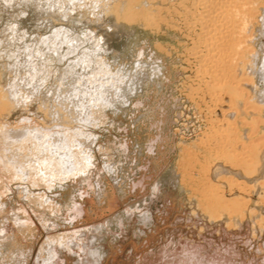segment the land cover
I'll use <instances>...</instances> for the list:
<instances>
[{
  "label": "rangeland",
  "instance_id": "rangeland-1",
  "mask_svg": "<svg viewBox=\"0 0 264 264\" xmlns=\"http://www.w3.org/2000/svg\"><path fill=\"white\" fill-rule=\"evenodd\" d=\"M6 1L0 0V85L7 86L8 82H11L18 86L16 88L20 94L23 95L27 89L28 93L24 96L31 93L30 96L28 95L30 99L27 98L25 106L5 112L4 117H8V121L13 126L22 125L19 123L24 121L23 124H28L30 127L44 125L43 127L51 126L59 130L64 123L62 119L80 115L83 120L80 122L81 118L76 117L78 119L75 121H78L70 126L72 131L76 127V137L81 136L82 139L85 137L83 140H87L88 134H85L89 133L88 138L92 136L90 140H93L91 145H89L90 140H85L88 147H91L88 149L92 156L91 164L85 172L59 181L54 179L52 186L48 185L49 182L42 180L34 181L32 176L24 178L13 176L16 174L14 168L17 167V162L13 161L14 167H11L13 171L15 170L13 175L8 167L10 171L7 168L8 172L2 170L6 165L10 167L12 163L9 162L2 168L5 163L1 162L0 170L10 173L8 175L11 178L7 176L10 178L7 180L5 176V180L4 177L2 178L4 181L0 179V188H2L0 190V234L3 235V237L0 235V248H2L0 264H35L39 249L49 234L68 233L77 229L80 231L75 235L74 240L78 254L66 249L60 251L61 257L66 259L67 264H79L80 260L90 259L91 247L102 251V264H161V260L163 263L167 259L163 258L164 252L170 253L174 246L181 243L202 252L204 260H207H205L206 264H264V231L256 236L249 228H229L225 220L222 226L212 225L210 219L205 218L201 209L196 206V200L191 196L190 186L181 181V171L176 165L179 157L177 153L180 152V143L177 144V142L181 139H192V136L200 130L197 112L186 96L185 87L188 77L194 76L195 69L194 66L190 67L185 59L187 58L185 47L191 46L189 44L191 41L169 28L164 27L160 31H153L140 23L129 24L123 19H117L113 13L106 14L107 12H103L104 8L111 0H104L106 4H102L103 0H99L102 3L93 0L95 3L99 2L96 4L92 0H66L62 7L64 9L57 8L60 12H57L51 0L49 3L48 0ZM170 1L153 0L155 4L164 8L163 13L166 14ZM179 2L180 0H173L176 8L183 12L186 8L179 6ZM47 3L50 5L48 6ZM122 4L123 8L125 2ZM179 25L182 26V23ZM61 27L68 35H78L83 39L79 46L83 48H78L76 53L65 55L64 58L56 57L53 52L51 53V49L47 51L49 47H46L48 46L46 43L42 46L40 43L43 37L51 36L55 29ZM87 34L93 36L94 41H91L92 38H86ZM97 39H99L98 46L95 44ZM160 44L161 46H158ZM33 46L37 49H33ZM97 47L99 48L96 49ZM27 48L31 49L30 51L33 50L37 56L31 52V55H28L30 53ZM42 49L47 51L48 57H46V51L43 53ZM83 49H88L92 54L87 51L88 56L91 55L89 65H82V68L81 64L79 67V63H76L74 59L80 54L79 50ZM10 50L12 53L9 52ZM15 51L17 53H14ZM24 55L27 61H31L32 58L33 61L38 56L45 57L44 60L43 57L41 60L39 57L35 60L37 66L32 64V68L37 67L40 70L39 67L43 62L41 69H44L39 73L37 68H33L37 70L39 78H43V74L50 72L48 77L44 75L46 79H42L44 81L42 84L41 78L38 81L35 80L36 84L34 80V82L31 81L33 82L31 84L27 73L29 68L23 60ZM29 61L31 68L32 61L31 63ZM15 63L23 65L18 67ZM84 66L85 69L89 67L87 68L88 76L93 67L94 71L97 68H101L99 69L101 71L106 66L108 68L105 70L109 74L118 73V77L115 74H113L115 76L109 75L114 78V86L117 81L122 82L119 83L120 85L117 84L120 95L118 92V95H115L117 87L115 89L111 83L109 86L111 85L112 88L107 87L108 90L106 89L104 96L101 94L103 100L96 94L103 103L98 98L97 107L93 106L91 110L89 109L90 112L87 111L90 119L88 116L84 117L87 112L82 115V111H78L79 108L72 105L71 101L74 97L69 98L68 95L69 97L62 98V95L68 91V87L72 83L74 84L69 89L75 87V82L79 83L81 77L88 72L87 69V71L84 70ZM20 67L27 69L22 70ZM15 69L19 72L25 70L19 75L23 74L21 77L27 75L29 82L25 80V77H23L25 81L21 78V82ZM74 72L75 75H71ZM99 73L97 76L101 78L103 75ZM66 75H68L67 78L64 77ZM16 76L19 80H16ZM97 76L95 75L96 78ZM116 78L117 81H115ZM97 79L99 83L103 78ZM18 81L21 84L24 82L25 85L19 86ZM29 83L33 86L40 83V87L34 86L37 91L30 86V90L35 91L33 95L32 90L28 88ZM83 84L80 82L76 85L79 93L87 90L88 93L92 92L95 95L97 88L93 87L94 84L87 83L85 86ZM92 87L95 88L94 91ZM56 88H59L58 91ZM113 88L115 90L112 92ZM61 89L66 91L64 90L63 93ZM53 93L56 97H52ZM105 94L112 95V98L121 97L111 100V97ZM122 97L125 99L123 100ZM66 98L71 100H68L71 105ZM105 98H107L106 103L110 101L109 104L104 103ZM62 99L66 101L65 104ZM100 103L106 106L101 104L103 107L100 109ZM56 104H64L66 106L63 105V107H69V109L64 108V111L62 106H55ZM72 107L76 110L73 111ZM94 107L97 110H94ZM92 110L95 114L99 111L98 115L95 116ZM77 111L81 112L77 113ZM74 117L71 121L69 119L70 124ZM23 118L28 120L25 122ZM84 120L91 121L88 124ZM53 125L56 126L53 127ZM26 186L29 190L23 189ZM42 195L45 197L41 199ZM79 208L83 209L80 215ZM143 211L150 213L151 222L146 223L141 219ZM21 253L26 254V261L21 260L23 258Z\"/></svg>",
  "mask_w": 264,
  "mask_h": 264
},
{
  "label": "bare ground",
  "instance_id": "bare-ground-1",
  "mask_svg": "<svg viewBox=\"0 0 264 264\" xmlns=\"http://www.w3.org/2000/svg\"><path fill=\"white\" fill-rule=\"evenodd\" d=\"M9 1L10 0H7L6 2ZM49 1L50 0H48V3ZM51 1L54 3H52ZM51 1V4H53L56 9L59 8L60 10L66 0ZM98 1H96V3ZM108 1L107 3H109ZM92 2L94 1L92 0ZM102 2L100 3L106 4L104 3L106 1L103 0ZM123 2H125V4L122 8ZM96 3L94 2V4ZM49 5L50 4H48V6ZM53 6L52 8L54 9ZM179 6H185L186 9L183 12L181 10H178L173 3V0H171L170 5L167 7L166 14L163 13L164 8L158 4H155L153 0H111L110 3L105 6V8L103 7L105 9V11L103 12H107L106 14L113 13L117 17V19H123L129 24L132 22L140 23L141 25H143V27L153 31H160L164 27L169 28L173 31H176L181 36L187 38L188 41H191L189 43L191 46L187 47L186 45L185 47V53L187 54L185 55L187 56V58L185 59H187L186 61L188 62V65L190 67L194 66L195 69L194 76L188 77V82H186L187 85H185V87L187 89L186 96L188 97V100L193 103L194 108L197 112L196 114L198 115V122L200 124L198 128L200 130H197L198 132H196V134L192 136V139H181L180 142H177V144L180 143V146L178 145L180 147V152L177 153V155L179 154V157L176 165L178 166L177 168H179V170L181 171V181H183L185 185L190 186V189H192L191 196L193 199L195 198L197 203L196 206L201 209L205 218L208 217L210 219L212 225L222 226L223 221L225 220L229 228H249L252 229L253 234H255L256 236L260 235L264 231V0H188L187 2L184 0H180ZM59 10L57 9V12ZM178 21H180L179 23H182V26L179 25ZM88 35L90 34H87V36L85 37L92 38L91 41H94L93 36L91 37ZM99 39L95 40L97 41L95 43L97 44V46L99 45ZM11 40L14 39L11 38ZM82 40L83 39L78 35H68V33H66L65 30H63L61 27L55 29L51 36L43 37L40 43L41 46L43 43H46L48 46H46L45 44L44 45L46 47H49V50H47L46 47L45 49L47 51L52 50L51 53L53 52L56 57L64 58L65 55L67 56L68 54L76 53L75 51L78 50L79 46L82 44ZM64 45H66V47ZM158 46H161V44ZM98 48L99 47H97L96 49ZM28 49L29 48H27V50ZM33 49L36 50L37 48L34 47ZM45 49H42L41 51H44L43 53H45ZM84 49L82 51L79 50L80 54H75L76 58L74 60H76V63H79V67L80 64L81 66L89 65V58L91 57V55L88 56V49ZM30 50L31 49L28 50V53L31 52L34 53L35 56H37V54L33 50ZM9 52L12 53L11 50ZM14 53H17V51H15ZM31 53L28 55H31ZM41 53L39 54V56L41 55ZM90 53L92 54V52ZM25 57L26 56L24 55L23 60L27 59V57ZM42 57L43 56L39 57V60H41ZM46 57H48V55ZM44 58L45 57H43V60ZM28 59H30V57ZM32 59L30 60L32 61ZM46 59L45 61L47 62ZM35 60H33L34 62L32 61V63L28 60L29 63H31V68L29 67L28 61L25 60L28 66L27 68H29L27 73L30 82L33 80H40L41 77H38L39 75H37V70L39 73V71L44 69H41L43 65L42 62L41 67H39L40 70L37 67H33L34 69L37 68V70L35 71L32 68V64H35L37 66ZM74 60L72 61L75 62ZM92 61L90 63H92ZM25 62L23 64H25ZM22 63H17L18 65L16 63L15 64L19 67V65H21ZM101 64H98V66H101ZM98 66H96V68ZM18 67L16 68L18 69ZM46 68L47 67H45V70ZM87 68L89 67H86V69ZM93 68L90 69L91 74L89 76V69H87V73L84 71V73L86 74L85 76L81 77L80 82L82 84L85 83V85L87 83H90L88 85H91V83L92 85L94 84L93 87L95 86V88H97V92L96 90L94 92L95 95L98 94L102 99V97L104 96V92L106 91V89L108 90L107 87L112 88L111 85L114 86L115 82L113 81V76L117 75L118 77V73H110L111 75H115L109 76L110 74L107 70H105L108 67H103V69L101 70L102 72L99 71V69L101 68H97V70L95 71L93 70ZM17 69H15V72L18 73L20 79L25 77V80L29 82L27 75L24 74L26 76L21 77L23 74L19 75L21 71L19 72V70L17 71ZM23 69L25 68H22V70ZM86 69L84 66V70ZM91 70H93L94 72ZM79 71L82 72V70ZM98 72L103 75H101V78L104 79L105 77V81H103L102 79L100 80L101 82H97V78L101 79L100 76H97ZM40 74L43 73L40 72ZM46 74L48 73L42 75L43 78H41V84L44 82L42 79H46L45 76L48 77L50 72L48 75ZM71 75H75V72ZM95 75L97 76V78L95 77ZM105 75H108L111 78ZM18 76H16V80L19 78ZM67 76L68 75L64 77L67 78ZM16 80L14 81L16 82ZM25 80L23 78V81ZM115 81H117V78L115 79ZM21 82H19L20 85L18 83L19 86L24 84V82L22 84ZM27 82L25 83L27 84ZM33 82H31V84ZM9 83L11 82H8L7 86H3L2 84L0 85V164L2 165V163H5L3 167L1 166L2 168H4V166L9 162H11L12 165L9 164L11 165L10 167L6 165L5 169H2L1 167L0 168L7 171V167L10 169L11 167H14L13 161H15L17 162V167L15 166L14 168L16 169L15 175H13V172L15 170L13 171V168L11 169V173L13 176L17 175L21 178L32 176L34 181L42 180L44 182H49L48 185L51 186L54 183V179H58L59 181L67 177H75V175L79 174L80 172H85V170L91 164L92 156L89 153L90 150L88 149L91 147L88 146L91 145V141L93 139L90 140L92 136L88 138L89 133H86L84 131L86 133L85 135L88 134L87 140H85H90V144L88 145L87 142L83 140L85 137L83 139L80 138L81 136L79 138L76 137L77 128H73L76 131V133H74L75 131L73 130V132L72 128L70 127L72 123H76L78 121H75L76 119H78L76 117L81 118L79 120L81 122V120H83L82 116H76V114V117H74L72 115L75 119L72 120L71 124L70 121L71 118H73L71 115V118L69 117L66 120L62 119L64 123L62 122L63 125H61L62 127L60 126L59 130H56V127H54L57 124L53 125L54 128H52L51 126L50 128L48 126V128L43 127L44 125L42 127H35V125L34 127H30L28 124L24 125L23 119L25 120V122L28 120L25 118L22 119L23 122L20 121L22 123H19L22 125L13 126L8 121V117H4L3 114L5 112H10L11 110L19 106H25V103H27V98L30 99L28 95L30 96L31 92H29L27 96H24L25 93H28V89H25L26 91L22 95L17 91V85ZM79 83L75 82V87L69 89V87L73 86L74 83H72V85L68 87V91H66L65 89H61L62 92L65 90L66 93H68L63 97V95L66 94L63 92L64 94L62 95V98H65L66 96H70L69 98H71V96L74 97V100L72 101L66 98L67 102L68 100L71 101L72 105H75V108H79L78 111L81 110L82 115H85L83 113L89 111V109L91 110L93 106L97 107L96 105L99 103L98 100L100 98L97 95L96 97L91 92L93 87L92 89H90V92L93 96H90L91 93H88L87 90L86 92L84 91L85 89H87V87H85V89L83 90L84 93H79L76 90V85ZM110 83L111 85L109 86ZM119 83L121 84L122 82L117 81V84ZM15 84H17V82ZM39 84L40 83H38L37 86H34L38 87ZM117 84H115L114 86L115 89L117 87L115 95L117 94L119 90L118 86L120 85ZM24 85L23 88L25 87ZM85 85L83 84V86ZM30 86L33 85H30L29 83V90L31 88ZM34 86L32 88L35 89ZM73 88H75L77 93ZM114 88L112 89V92L113 90H115ZM20 89L23 90L22 87H20ZM31 90L32 95L33 93H35V91H37L36 89L34 92L33 89ZM54 93L52 97H56V94L54 95ZM120 94L121 93H119V95ZM105 95L107 96L108 94ZM112 95L114 94L112 93ZM57 96L59 97L58 93ZM108 96L111 97L110 95ZM117 98L111 97V100H117ZM105 99L106 100H104V103L109 104L110 101L108 100V102L106 103L107 98ZM124 99L125 98H123V100ZM88 102L90 104H88ZM65 103L66 101L64 102V104ZM102 103L99 104L100 106L98 105L100 109L105 105H103ZM101 104L103 105L102 107ZM63 105L56 104L55 106L63 107ZM95 107L93 109L97 110V108L95 109ZM53 108L56 109V107ZM64 108L65 107H63L62 110H64ZM66 108L69 109V107ZM75 108H73V111ZM59 110L60 109H58V111ZM94 110H92L91 112L93 113ZM78 111L77 113L81 112ZM89 112H87V115H85L84 117H87ZM62 113L66 115L65 112L62 111ZM97 113H99V111L96 112V114ZM67 114H69V112H67ZM59 117L57 119H59L60 121ZM89 117L90 116H88V118ZM161 118L163 117L161 116ZM52 120L54 121V119ZM86 120L84 121L88 122V124L89 121H91ZM84 121H82L83 124ZM60 124H58L57 126H59ZM80 131H82V129ZM81 134H83V132ZM2 170H0V179L2 180V178L4 177L5 180V176L6 178L7 176H10L8 175L10 173H7L10 170L8 169L7 172ZM2 172L7 175H5L4 173L1 174ZM10 178L8 177L7 180ZM29 184H31V182ZM1 189L2 188H0V190ZM23 189L27 190L28 188L26 186ZM43 197L45 196L42 195L40 198L42 199ZM82 210V208H79V215L80 211L83 212ZM141 219L146 223L151 222L150 213L148 211H143ZM78 231L80 230H71L68 233L66 232L58 234L53 233L51 235L49 234L43 241L39 249V252L35 258V264H65L66 259H63L61 257L62 253L60 251L61 249H66L67 251L78 254L75 250L76 243L74 240L75 235L78 234ZM1 237H3V235ZM86 247L89 246L87 245ZM1 249L2 248H0V250ZM196 249L190 248L188 244L181 243L178 246H174L173 250L170 253L164 252L163 258L167 259L163 263L161 260L160 263L206 264V259L204 260L202 252H199ZM89 251L90 259H86V261L80 260L78 261L79 264H102V251L99 248L95 249L94 247H91ZM21 256H23V258L21 259L19 256V259H21L22 261H26V254H22ZM16 261L18 260L16 259Z\"/></svg>",
  "mask_w": 264,
  "mask_h": 264
}]
</instances>
